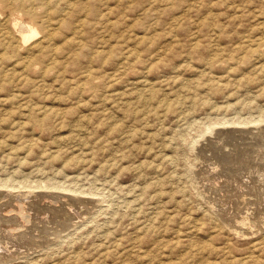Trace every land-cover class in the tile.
Segmentation results:
<instances>
[{"label": "rangeland", "instance_id": "rangeland-1", "mask_svg": "<svg viewBox=\"0 0 264 264\" xmlns=\"http://www.w3.org/2000/svg\"><path fill=\"white\" fill-rule=\"evenodd\" d=\"M48 1L56 54L0 33V264H264V0Z\"/></svg>", "mask_w": 264, "mask_h": 264}, {"label": "bare ground", "instance_id": "bare-ground-1", "mask_svg": "<svg viewBox=\"0 0 264 264\" xmlns=\"http://www.w3.org/2000/svg\"><path fill=\"white\" fill-rule=\"evenodd\" d=\"M50 1V0H49ZM48 1V2H49ZM65 1V0H64ZM59 2V1H58ZM66 3H65V6H66V9L68 10V8L70 9V7H71V0H66L65 1ZM51 3V2H50ZM57 3V2H56ZM34 4H35V2H34V0H0V9L1 10H3L4 11V13H5V15H4V19H5V21L4 22H6V24H7V31L5 30V32H4V30L2 31V30H0V33L3 35V37L5 36H7L8 38L10 37V38H12V40L15 42V43H17L16 45H22V43H26L28 40H30L31 38H33L34 36H36L39 32H42V35H41V37H40V40L39 41H36V43H34V44H32L31 45V47H36V48H39V50L40 49H42V50H44V48H46L47 46H48V53H50V55L51 56H53L54 54H56L57 53V48L56 47H50L49 48V44L47 45V43H49V41H50V39L53 37H51V35H52V33H53V31L55 30V28H54V24H55V22H53V20L54 19H56V16H54L53 15V12H52V10L48 7V6H42L39 2H38V6H39V8L40 9H37L35 6H34ZM65 10V9H64ZM10 16H13V17H10ZM10 18L12 19V23H11V25H10ZM17 19H20L21 20V22H19ZM22 19H24V20H22ZM2 20V19H1ZM0 20V21H1ZM3 23V22H2ZM6 26V25H5ZM56 26V28H57V25H55ZM4 27V26H3ZM1 29V28H0ZM4 29V28H3ZM57 30V29H56ZM55 32V31H54ZM55 35V34H54ZM73 37H74V35H73ZM5 39V38H4ZM253 40V39H252ZM256 40V39H255ZM53 41V40H52ZM248 41H250V43H253V42H251V40H248ZM257 41V40H256ZM13 43V42H12ZM44 43H46V45L44 44ZM9 44V43H8ZM30 46V45H29ZM18 48H20V46L18 47ZM36 48H35V50H36ZM23 49H25V48H23ZM31 49V48H30ZM27 50V49H26ZM29 50V49H28ZM36 52V51H35ZM36 54V53H35ZM34 56H36V55H34ZM52 59H53V57H52ZM51 60V59H50ZM14 66V65H13ZM91 75V73L90 72H88V74H87V76H90ZM43 111H45V110H43ZM236 121V120H235ZM238 121H236V123H237ZM235 123V122H234ZM238 124V123H237ZM258 124V123H257ZM222 125V124H221ZM261 125V124H260ZM264 125V124H263ZM258 126V125H257ZM254 127V126H253ZM226 128V127H225ZM255 128H256V126H255ZM260 128V127H259ZM211 129V128H210ZM215 130H217L216 128H215ZM223 130V129H222ZM250 130H252L251 128H250ZM256 130V129H255ZM259 130V129H258ZM211 131V130H210ZM214 133V132H213ZM211 135V134H210ZM219 136V135H218ZM258 138V137H257ZM211 139V138H210ZM259 139V138H258ZM73 146V145H72ZM252 153V152H251ZM259 153H260V151H259ZM263 153V152H262ZM261 153V154H262ZM250 154V153H249ZM261 154H260V156H261ZM259 155V154H258ZM251 156H253V155H251ZM259 156V157H260ZM249 157H250V155H249ZM259 157H258V159H259ZM167 158H169V157H167ZM242 158V157H241ZM256 158V157H255ZM264 159V158H263ZM261 160H262V158H261ZM254 161V160H253ZM256 161H257V159H256ZM258 161H260V160H258ZM264 160H262V162H263ZM258 163V162H257ZM264 163V162H263ZM262 164V163H261ZM204 166V165H203ZM264 166V165H263ZM260 167H261V165H260ZM259 167V168H260ZM233 168V167H232ZM253 168V167H252ZM263 168V167H262ZM254 169V168H253ZM264 170V169H263ZM211 171V170H210ZM213 171V170H212ZM215 171V170H214ZM221 171V170H220ZM259 171H261V170H259ZM219 172V171H218ZM250 172V171H249ZM253 172V171H252ZM242 173V172H241ZM243 173H245V172H243ZM264 173V172H263ZM213 174V173H212ZM223 174H224V172H223ZM236 174V173H235ZM210 175V174H209ZM214 175V174H213ZM218 175V174H217ZM221 176H222V174H220ZM228 175V174H227ZM257 175V174H256ZM246 176V175H245ZM251 176V175H250ZM238 177H239V175H238ZM263 177V176H262ZM204 178H206L207 179V177H204ZM229 178V177H228ZM235 178V177H234ZM254 178H255V176H254ZM259 178V177H258ZM213 179V178H212ZM209 180H210V178H209ZM214 180V179H213ZM218 180V179H217ZM220 180V179H219ZM231 180H233L232 178H231ZM242 180V179H241ZM245 180H247V179H245ZM252 180V179H251ZM239 182H241V181H239ZM246 182H248V181H246ZM262 182H264V181H262ZM55 183V182H54ZM58 183V182H57ZM213 183V182H212ZM211 183V185H213ZM216 183V182H215ZM223 183V182H222ZM226 183V182H225ZM245 183V182H244ZM258 183V182H257ZM260 183V182H259ZM4 184V186H5V184H7V182H4L3 183ZM44 184V183H43ZM233 184V183H232ZM238 184V183H237ZM246 184V183H245ZM250 184H252L253 185V183H251L250 182ZM255 184V183H254ZM217 186H218V184H216ZM226 185V184H225ZM259 185V184H258ZM20 186V185H19ZM45 186V185H44ZM55 186V185H54ZM57 186V185H56ZM222 186V185H221ZM238 186H239V184H238ZM241 186V185H240ZM239 186V187H240ZM262 186H263V184H262ZM261 186V187H262ZM1 187V186H0ZM22 187V186H21ZM38 187L40 188V186L38 185ZM41 187H42V185H41ZM47 187V186H46ZM51 187V186H50ZM53 187V186H52ZM219 188H220V186H218ZM234 187V186H233ZM259 187V186H258ZM264 187V186H263ZM8 188V187H7ZM28 188V187H27ZM34 188V187H33ZM58 189L59 188V186L58 187H54V189ZM222 188V187H221ZM244 188H246V186L244 187ZM250 188H252V187H250ZM256 188V187H255ZM16 189V188H15ZM18 189V188H17ZM28 189H30V188H28ZM35 189V188H34ZM36 189H38V188H36ZM51 189V188H50ZM60 189L62 190V188H61V186H60ZM63 189H67V187L66 188H63ZM70 189V188H69ZM223 189V188H222ZM227 189H228V187H227ZM232 189V188H231ZM247 189H248V187H247ZM257 189H259V188H257ZM49 190V189H48ZM61 190H59V191H61ZM70 190H74L75 191V189H70ZM215 190H216V188H215ZM241 190V189H240ZM45 191V190H44ZM63 191H65V190H63ZM68 191V190H67ZM224 191H226V190H224ZM231 191H233L234 192V190H231ZM236 191V190H235ZM255 191V190H254ZM258 191V190H257ZM257 191H256V193H257ZM18 192V191H17ZM31 192V191H30ZM84 192V191H83ZM227 192V191H226ZM246 192H247V190H246ZM261 192V191H260ZM259 192V193H260ZM3 193V192H2ZM34 193V192H33ZM66 192H64V194H65ZM69 193V192H68ZM78 193H80V191L78 192ZM88 193V192H87ZM225 193V192H224ZM224 193H223V195H224ZM238 193V192H237ZM263 193V192H262ZM57 194V193H56ZM67 194V193H66ZM214 194V193H213ZM217 194V193H216ZM215 194V195H216ZM244 194V193H243ZM261 194V193H260ZM264 194V193H263ZM10 195V194H9ZM25 195V194H24ZM50 195V194H49ZM48 194L46 195V197L47 196H49ZM54 195V194H53ZM214 195V196H215ZM222 195V194H221ZM220 195V197H223V196H221ZM227 195V194H226ZM229 195V194H228ZM227 195V196H228ZM235 195V194H234ZM233 195V196H234ZM242 195V194H241ZM249 194H247V196H248ZM219 196V195H218ZM217 196V199L219 198ZM239 196H240V194H239ZM257 196V195H256ZM84 197V196H83ZM87 197V196H86ZM231 197V196H230ZM236 197V196H235ZM238 197V196H237ZM241 197V199H243L242 198V196H240ZM246 197V196H245ZM48 198V197H47ZM50 198V197H49ZM233 198V197H232ZM263 198V197H262ZM1 199V198H0ZM3 199V198H2ZM39 199H41V198H39ZM55 199V198H54ZM71 199V198H70ZM136 199V198H135ZM206 199V198H205ZM248 199V198H247ZM261 199V198H260ZM4 200V199H3ZM47 200V199H46ZM50 200V199H49ZM215 200H216V197H215ZM220 200H221V198H220ZM224 200V199H223ZM226 200V199H225ZM225 200L224 201H222V202H225ZM232 201L231 199H228V201ZM244 200V199H243ZM249 200V199H248ZM251 201H249V202H252V199H250ZM254 200V199H253ZM26 201V200H25ZM28 201V200H27ZM32 201V200H31ZM34 201H35V199H34ZM57 200H55V202H56ZM256 201V200H255ZM257 201H259V198H258V200ZM256 201V202H257ZM261 201V200H260ZM3 202V201H2ZM58 202V201H57ZM56 202V203H57ZM68 202V201H67ZM127 202V201H126ZM216 202H218V201H216ZM221 202V203H222ZM262 202V201H261ZM15 203V202H14ZM19 203V202H18ZM27 203V202H26ZM25 203V204H26ZM30 203V202H29ZM59 203V202H58ZM69 203V202H68ZM215 203V202H214ZM241 203V202H240ZM7 204V203H6ZM23 204V203H22ZM28 204V203H27ZM218 204V203H217ZM225 204H226V202H225ZM229 204V203H228ZM234 204V203H233ZM221 205V204H220ZM219 205V206H220ZM224 205V204H223ZM227 205V204H226ZM229 205H231V204H229ZM240 205V204H239ZM10 206V205H9ZM9 206H8V208H9ZM16 206V205H15ZM22 206V205H21ZM63 206V205H62ZM129 206V205H128ZM212 206V205H211ZM219 206H217V208H219ZM228 206V205H227ZM245 206H246V204H245ZM253 206V205H252ZM1 207V206H0ZM5 207H7V206H5ZM61 207V206H60ZM72 207V206H71ZM81 207V206H80ZM230 207V206H229ZM248 207H249V204H248ZM14 208V207H13ZM20 208V207H19ZM25 208V207H24ZM32 208V207H31ZM59 208V207H58ZM62 208V207H61ZM74 208V207H73ZM92 208V207H91ZM215 208H216V206H215ZM237 208H239V207H237ZM240 208H241V206H240ZM18 209V208H17ZM53 209V208H52ZM69 210L70 209H72V208H68ZM135 209V208H134ZM138 209V208H137ZM221 209V208H220ZM231 209V208H230ZM235 209H236V207H235ZM247 209V208H246ZM250 209V208H249ZM260 209V208H259ZM0 210H2V209H0ZM15 210H16V208H15ZM32 210V209H31ZM36 210V209H35ZM74 210V209H73ZM72 210V211H73ZM241 210H242V208H241ZM251 210V209H250ZM13 211H14V209H13ZM12 211V212H13ZM18 211V210H17ZM76 211V210H75ZM216 211V210H215ZM11 212V213H12ZM24 212V211H23ZM29 212H31V211H29ZM36 212V211H35ZM34 212V213H35ZM220 212V211H219ZM218 212V213H219ZM222 212H224V211H222ZM225 212H229L228 210L227 211H225ZM241 212V211H240ZM2 213V212H1ZM26 213V212H25ZM78 213V212H77ZM246 213V212H245ZM8 214H9V212H8ZM7 214V215H8ZM15 214H16V212H15ZM22 214H24V213H22ZM39 214V213H38ZM41 214V213H40ZM46 214V213H45ZM222 214V213H221ZM248 214V213H247ZM43 214H41V216H42ZM49 215H50V213H49ZM52 215V214H51ZM231 216H232V219L233 220H236V223H238V224H242L241 223V221L240 220H237V214H236V211L234 212V214L231 212V214H230ZM240 215V214H239ZM258 215V214H257ZM3 216V214L1 215V217ZM27 216V215H26ZM39 216V215H38ZM82 216H83V214H82ZM229 215H227V217H228ZM11 217V216H10ZM28 217H29V215H28ZM40 217V216H39ZM44 217V216H43ZM72 217V216H71ZM252 217V216H251ZM254 217V216H253ZM252 217V218H253ZM17 218H18V216H17ZM38 218V217H37ZM47 218H48V215H47ZM224 219H225V217H223ZM260 218H262V217H260ZM19 219H21L20 217H19ZM18 219V220H19ZM26 219H29V218H26ZM41 220V219H40ZM255 220V219H254ZM12 221V220H11ZM21 221V220H20ZM39 221V220H38ZM227 221V220H226ZM232 221V220H231ZM257 221V220H256ZM2 222V221H1ZM24 222V221H23ZM77 222V221H76ZM233 222V221H232ZM258 222V221H257ZM263 222V221H262ZM8 223H9V220H8ZM31 223V222H30ZM37 223V222H36ZM44 223H46V221L44 222ZM48 223H49V221H48ZM234 223V222H233ZM1 224V223H0ZM7 224V223H6ZM16 224V223H15ZM20 224V223H19ZM28 224V223H27ZM33 224V223H32ZM43 224V223H42ZM231 224V223H230ZM229 224V225H230ZM9 225V224H8ZM35 225V224H34ZM54 225V224H53ZM236 225V224H235ZM257 225V224H256ZM264 225V224H263ZM30 226V225H29ZM36 226V225H35ZM45 226V225H44ZM6 227V226H5ZM254 227V226H253ZM260 227V226H259ZM263 227V226H262ZM4 228V227H3ZM7 228V227H6ZM5 228V229H6ZM9 228V227H8ZM10 228H12V227H10ZM21 228V227H20ZM23 228V227H22ZM25 228V227H24ZM57 228V227H56ZM2 229V228H1ZM4 229V230H5ZM43 229V228H42ZM51 229V228H50ZM255 229V228H254ZM3 230V231H4ZM9 230V229H8ZM44 230V229H43ZM45 230H49V229H45ZM52 230V229H51ZM50 230V231H51ZM64 230V229H63ZM21 231V230H20ZM34 231V230H33ZM1 232V231H0ZM32 232V231H31ZM7 233V232H6ZM6 233H4V234H6ZM21 233V232H20ZM26 233V232H25ZM27 233H29V232H27ZM36 233H38V232H36ZM48 234H50V232L48 231L47 232ZM9 234H11V233H9ZM14 234V233H13ZM23 234V233H22ZM35 234V233H34ZM33 234V235H34ZM39 234V233H38ZM43 234V233H42ZM1 235V234H0ZM3 235V234H2ZM7 235H8V233H7ZM15 235H16V233H15ZM5 236V235H4ZM9 236V235H8ZM18 236V235H17ZM22 236H24V234L22 235ZM26 236V235H25ZM29 236V235H28ZM35 236V235H34ZM46 236V235H45ZM1 237H3V236H1ZM11 237V236H10ZM36 237V236H35ZM42 237V236H41ZM32 238H33V236H32ZM38 238V237H37ZM47 238V237H46ZM1 239V238H0ZM3 239H4V237H3ZM6 239H7V237H6ZM13 239V238H12ZM17 239V238H16ZM21 239V238H20ZM29 239H31V238H29ZM10 240V239H9ZM22 240H23V238H22ZM36 240V239H35ZM34 240V241H35ZM40 240H41V238H40ZM13 241V240H12ZM29 241V240H28ZM37 241V240H36ZM2 242V241H1ZM4 242V241H3ZM6 242V241H5ZM17 242H19V241H17ZM8 243V242H7ZM20 243V242H19ZM34 243V242H33ZM2 244H4V243H2ZM24 244H25V242H24ZM1 245V244H0ZM6 245V244H5ZM13 245V244H12ZM20 245V244H19ZM1 247V246H0ZM3 249H5L4 247H3ZM7 249V248H6ZM5 249V250H6ZM4 250V251H5ZM7 251H9V250H7ZM8 253V252H7ZM10 254V253H9ZM251 254V253H250ZM248 255H249V253H248ZM254 254H252L251 256H253ZM1 257V256H0ZM7 257V256H6ZM245 257H247V256H245ZM245 260V259H244ZM243 260V262H245ZM3 263V262H2Z\"/></svg>", "mask_w": 264, "mask_h": 264}]
</instances>
